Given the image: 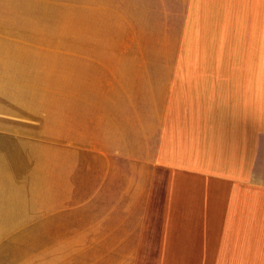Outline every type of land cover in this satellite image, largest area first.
<instances>
[{"label": "crops", "instance_id": "0c3cea01", "mask_svg": "<svg viewBox=\"0 0 264 264\" xmlns=\"http://www.w3.org/2000/svg\"><path fill=\"white\" fill-rule=\"evenodd\" d=\"M0 192L21 264H264V0H0Z\"/></svg>", "mask_w": 264, "mask_h": 264}, {"label": "rangeland", "instance_id": "374dc122", "mask_svg": "<svg viewBox=\"0 0 264 264\" xmlns=\"http://www.w3.org/2000/svg\"><path fill=\"white\" fill-rule=\"evenodd\" d=\"M29 192H0V264H21L20 250L23 244L31 246L35 240H22L21 233L35 230V224L22 223L29 211ZM34 216V213H33Z\"/></svg>", "mask_w": 264, "mask_h": 264}]
</instances>
